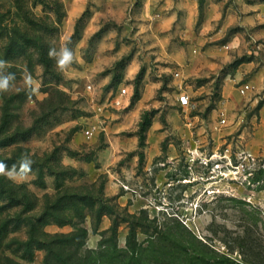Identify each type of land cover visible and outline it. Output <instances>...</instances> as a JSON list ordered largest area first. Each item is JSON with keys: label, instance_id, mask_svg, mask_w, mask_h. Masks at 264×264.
I'll return each mask as SVG.
<instances>
[{"label": "rangeland", "instance_id": "374dc122", "mask_svg": "<svg viewBox=\"0 0 264 264\" xmlns=\"http://www.w3.org/2000/svg\"><path fill=\"white\" fill-rule=\"evenodd\" d=\"M0 60V162L34 161L0 176V264H47L81 227L82 253L137 242L163 264L172 231L183 253L264 264V0H0Z\"/></svg>", "mask_w": 264, "mask_h": 264}, {"label": "trees", "instance_id": "16d2710c", "mask_svg": "<svg viewBox=\"0 0 264 264\" xmlns=\"http://www.w3.org/2000/svg\"><path fill=\"white\" fill-rule=\"evenodd\" d=\"M111 229L112 228H109L108 230ZM86 233L87 229L85 227H81L77 228L67 237L57 239L58 241L66 242L68 244L71 243L75 246L74 251H70L66 255H64L63 249L54 250L51 245H48L47 264H51L50 257L56 259L58 264H148V262H144V254L138 251V248L136 247L137 242H134L133 245L131 244V248L129 247L117 250V248L112 249L111 246L107 245L100 251L95 249L88 250L89 252L86 253H82L80 252V248L85 243L83 238L86 237ZM163 238L164 241L170 240L172 246L177 247L176 249H168L165 247L162 252L164 255V260L168 261L165 263L163 262V264H241L225 254H220V256L214 258L209 257L203 252L199 253L198 255H190L185 249L184 251H186V253H183L180 251V249H178V247H185L184 240H182L180 237H173L172 231L165 233ZM115 251H120L118 253L123 255L121 262L113 263L111 260L113 253L116 254ZM147 257L149 258L150 255ZM153 264L156 263L154 262Z\"/></svg>", "mask_w": 264, "mask_h": 264}, {"label": "clouds", "instance_id": "9594fccd", "mask_svg": "<svg viewBox=\"0 0 264 264\" xmlns=\"http://www.w3.org/2000/svg\"><path fill=\"white\" fill-rule=\"evenodd\" d=\"M48 56L55 61V67L60 72L68 70L77 59L74 50L68 47L67 43L63 44L59 49L54 46L50 47ZM8 67L7 61L0 60V93L9 92L16 79L15 73L7 71ZM23 88L26 91L28 99L31 100L34 95L40 94L41 83L35 80L30 72L25 70L23 74ZM33 163L34 161L27 155L22 157L19 168L16 165L8 168L6 164L0 162V176H4L14 183H19L32 172ZM261 207L264 208V204H261ZM98 240L99 237L89 238L88 246L94 247V241Z\"/></svg>", "mask_w": 264, "mask_h": 264}, {"label": "crops", "instance_id": "0c3cea01", "mask_svg": "<svg viewBox=\"0 0 264 264\" xmlns=\"http://www.w3.org/2000/svg\"><path fill=\"white\" fill-rule=\"evenodd\" d=\"M251 9H252V11L249 14H246L245 20L258 22V14L260 13L258 10V3L257 2L252 3Z\"/></svg>", "mask_w": 264, "mask_h": 264}, {"label": "built area", "instance_id": "2783aa9c", "mask_svg": "<svg viewBox=\"0 0 264 264\" xmlns=\"http://www.w3.org/2000/svg\"><path fill=\"white\" fill-rule=\"evenodd\" d=\"M246 87H249V85H246ZM181 102L184 104H188L189 103V98L186 95H181ZM222 121L224 122L225 119L223 118ZM87 133H90V130H87Z\"/></svg>", "mask_w": 264, "mask_h": 264}]
</instances>
